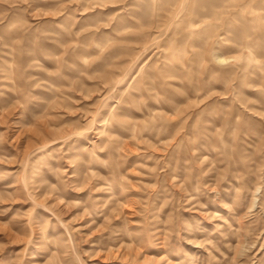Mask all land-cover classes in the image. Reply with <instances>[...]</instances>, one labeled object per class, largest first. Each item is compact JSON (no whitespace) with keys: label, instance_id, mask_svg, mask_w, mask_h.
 Here are the masks:
<instances>
[{"label":"rangeland","instance_id":"obj_1","mask_svg":"<svg viewBox=\"0 0 264 264\" xmlns=\"http://www.w3.org/2000/svg\"><path fill=\"white\" fill-rule=\"evenodd\" d=\"M263 193L264 0H0V264H264Z\"/></svg>","mask_w":264,"mask_h":264},{"label":"bare ground","instance_id":"obj_2","mask_svg":"<svg viewBox=\"0 0 264 264\" xmlns=\"http://www.w3.org/2000/svg\"><path fill=\"white\" fill-rule=\"evenodd\" d=\"M183 3V2H182ZM179 4V3H178ZM178 6V5H177ZM230 7H232V6H230ZM181 8V7H180ZM170 11V10H169ZM180 11V10H179ZM244 11V10H243ZM254 11V10H253ZM257 11V10H256ZM178 13L179 12H177V13H175V15H173V17L172 18H174L175 16H177L178 15ZM237 13V12H236ZM160 15H162V14H160ZM164 15H162V17H163ZM197 16V15H196ZM130 19V18H129ZM175 19V18H174ZM174 19H171V21L172 20H174ZM235 19V18H234ZM134 20V19H133ZM254 20V19H253ZM134 22H136V21H134ZM163 23H164V21H163ZM171 24H172V22H171ZM141 25V24H140ZM139 25V26H140ZM206 25H208L207 24V20H206V18H204V17H199V15H198V18H195V17H193V18H191V17H189L188 19H187V22H186V24L184 25L187 29H188V33H189V35L190 36H194V35H196V34H198V32H200L201 30H203V28L206 26ZM238 27V26H237ZM170 28V27H169ZM136 29V28H135ZM210 29V28H209ZM148 37V36H147ZM246 39V38H245ZM142 41V40H141ZM176 43V42H175ZM171 45V44H170ZM176 45H177V43H176ZM216 45V44H215ZM214 45V46H215ZM219 45V44H218ZM177 46H179V45H177ZM180 47V46H179ZM243 47L244 48H246V49H248V55H245V56H243V54L242 55H239V56H236L235 57V60H234V63H232V64H230L229 65V69H228V71H230V72H232V73H235L236 74V76H238V78H239V80L240 79H242L248 72H249V69L250 68H254V66H258V60H257V58L253 55V51H252V49L250 48V44H248V42L247 41H245L244 43H243ZM161 48V47H160ZM165 49V48H164ZM234 49V48H233ZM237 49V48H236ZM165 53H166V51H164ZM163 52V53H164ZM220 51H218V49H213V51L212 52H210L209 53V55H208V60H209V62L211 63L210 64V66L212 65L213 67H214V65H215V63L216 62H223V61H225V60H227V58H225V57H222L221 56V54L219 53ZM164 56V55H163ZM178 56V55H177ZM200 56H203V54H200ZM165 57V56H164ZM198 57V56H197ZM67 58H68V56H67ZM67 58H66V60H67ZM155 58V57H154ZM172 58V57H171ZM185 58V57H184ZM65 59V58H64ZM164 59H166V57L164 58ZM167 59H168V57H167ZM162 60V59H161ZM170 60H172V59H170ZM185 60V59H184ZM232 60V59H231ZM180 61H182V60H180ZM179 61V62H180ZM188 61L189 62H187L186 60L185 61H182V63H183V65H186V66H191V65H193V63L195 62V63H197V66L199 67V65H200V63H201V59H199V60H196V61H193V59H192V61L191 60H189L188 59ZM66 62H68V61H66ZM82 62H84V61H82ZM169 62V61H168ZM199 62V63H198ZM86 63V62H85ZM162 63V62H161ZM166 63V62H165ZM171 63H172V61H171ZM68 64H69V62H68ZM163 64H164V62H163ZM163 64H161V65H163ZM58 65V64H57ZM65 65V64H64ZM260 65V64H259ZM149 66V65H148ZM153 66V65H152ZM168 66V65H167ZM211 66V69L213 68ZM65 67H66V65H65ZM146 67V66H145ZM201 67V66H200ZM260 67V66H259ZM258 67V68H259ZM143 70V69H142ZM153 72V71H152ZM250 73H252V72H250ZM136 79V78H135ZM197 79V78H196ZM239 80H238V82H239ZM120 81V80H119ZM204 81L203 80H195V83L196 84H201V83H203ZM243 82V81H242ZM205 84V83H204ZM120 87V86H119ZM195 88H197V87H195ZM238 89V88H237ZM240 89V88H239ZM235 90H236V88H235ZM232 91V90H231ZM237 91V90H236ZM197 92V91H196ZM231 93V92H230ZM233 93V92H232ZM115 94V93H114ZM232 97V96H231ZM127 98V97H126ZM169 103V102H168ZM172 103V102H171ZM171 103H169V105H171ZM240 103V102H239ZM117 105V104H116ZM236 105V104H235ZM174 106V105H173ZM172 106V107H173ZM241 106H242V103H241ZM170 107V106H169ZM149 108V107H148ZM245 108H246V105H245ZM150 109V108H149ZM171 109V108H170ZM174 109V108H173ZM172 109V110H173ZM247 109V108H246ZM178 110V109H177ZM176 110V111H177ZM250 110V109H249ZM113 111H115V110H112L111 111V113H110V115L112 114L114 117H115V119H116V122L114 121V120H112L111 118H109V119H111L110 120V125H112V126H116V125H118V123H122L125 127H127V129L129 130L128 131V133H127V135L130 137V136H132L133 134H134V132H135V130H136V125L138 124H136V122H128V121H125L126 119V117L124 118V116L121 114V113H112ZM175 111V110H174ZM148 112H149V110H148ZM171 113V112H170ZM197 113H199V111L197 110V109H195L194 111H193V114H197ZM110 115H109V117H110ZM173 114H171V116H172ZM176 115H178V114H176ZM94 116V115H93ZM112 117V116H111ZM213 118V117H212ZM129 119V118H128ZM173 119V118H172ZM177 119V118H176ZM108 120V119H107ZM230 123H231V128H232V130H233V135H234V132H236V130L238 129V127H239V123H238V118L237 117H235V115H233L232 116V118H230V121H229ZM125 123V124H124ZM105 125V124H104ZM109 125V126H110ZM111 127V126H110ZM45 128V127H44ZM112 129V128H111ZM119 129V128H118ZM218 129V128H217ZM48 130V129H47ZM46 130V133L48 132ZM52 130V129H51ZM106 130V129H105ZM112 130H114V128L112 129ZM126 130V129H125ZM220 130V129H219ZM53 131V130H52ZM35 132H36V130H35ZM51 132V131H50ZM183 132V131H182ZM186 132V131H185ZM57 133V132H56ZM107 133V132H106ZM109 133V134H108ZM107 134V140H108V142L110 143V145H111V147L112 148H114L116 145H115V137H113V134L112 133H110V132H108ZM216 133V132H215ZM220 133V132H219ZM228 133V132H227ZM30 134H32V133H30ZM36 134V133H35ZM48 134V133H47ZM52 134H53V132H52ZM58 134V133H57ZM218 134V133H217ZM38 135V134H37ZM220 135V134H219ZM225 135V134H224ZM223 135V136H224ZM232 135V136H233ZM35 136V135H34ZM181 136V135H180ZM223 136H222V138H223ZM38 137H39V135H38ZM38 137H36V138H38ZM45 137V136H44ZM117 137V136H116ZM187 137H189V136H187ZM229 137V136H228ZM234 137V136H233ZM180 138V137H179ZM183 138V137H182ZM39 139H40V137H39ZM233 139V138H232ZM43 140V139H42ZM53 140V139H52ZM177 140V139H176ZM180 141H181V139H179ZM41 141V140H40ZM54 142V141H53ZM53 142H51L52 144H53ZM216 143H217V145H219L221 148L220 149H222V151H223V153H225V154H227V155H232V154H234V151H233V149H232V140H230L229 138H224L223 139V142H222V139L221 138H219V139H216ZM42 144V143H41ZM44 144H47V143H44ZM51 144V145H52ZM30 145V144H29ZM48 145V144H47ZM54 146V145H53ZM25 147H26V145H25ZM35 147V146H34ZM41 147V146H40ZM56 147V146H55ZM117 147V146H116ZM33 148V147H32ZM65 148V147H64ZM67 148V147H66ZM110 148V147H109ZM120 148V147H119ZM47 149V148H46ZM45 149V150H46ZM49 149V148H48ZM51 149V148H50ZM54 149V148H53ZM42 150V149H41ZM112 150V149H111ZM116 150V149H115ZM27 151H28V149H27ZM40 151V150H39ZM117 151V150H116ZM49 153V152H48ZM52 153V152H51ZM50 154V153H49ZM118 154V153H117ZM118 156V155H117ZM38 157V156H37ZM40 157H41V155H40ZM41 162V161H40ZM103 162V161H102ZM105 163V162H104ZM118 163V162H117ZM122 164V163H121ZM123 165V164H122ZM104 166V165H103ZM69 167V166H68ZM108 169V168H107ZM64 171V170H63ZM96 171V170H95ZM97 173V172H96ZM106 173H107V171H106ZM100 174V173H99ZM98 174V175H99ZM97 175V176H98ZM96 176V177H97ZM70 177V176H69ZM107 178V177H106ZM116 179H118V182L120 183V185H122V183H123V177H122V175L121 174H119V173H117V177H116ZM109 181V180H108ZM109 186V185H108ZM117 186H119V185H117ZM112 187V186H111ZM196 188V187H195ZM111 189V188H110ZM115 189V188H114ZM119 189H121V188H119ZM27 190V189H26ZM195 190V189H194ZM195 192V191H194ZM190 194V193H189ZM261 198L262 199H264V193L262 194V196H261ZM198 199V198H197ZM261 200V199H260ZM41 203V202H40ZM262 203V202H261ZM234 205V204H233ZM231 208V207H230ZM263 209V208H262ZM227 210V209H226ZM47 213V212H46ZM49 214H51L50 212H49ZM169 215V214H168ZM56 217V216H55ZM167 219H169V218H167ZM60 222V221H59ZM62 223V222H61ZM64 224V223H63ZM52 225V224H51ZM65 227V226H64ZM56 228V226L54 225L53 226V228H52V230H51V233H55L57 230L55 229ZM236 231V230H235ZM237 232V231H236ZM48 234V233H47ZM245 235V234H244ZM49 235H46V237H48ZM55 236V235H54ZM50 240V239H49ZM69 244V243H68ZM67 244V242H66V239L64 238V236L62 235V233H59L58 232V235L56 236V238H55V240H53L52 241V247L51 248H53V252H55L56 254H57V256L59 257L60 256V253L62 252V251H64L63 249L64 248H66V246L68 245ZM51 246V245H50ZM35 250V249H34ZM25 255V254H24ZM178 256V255H177ZM35 259V258H34ZM23 260V259H22ZM59 260L60 261H62V259L59 257ZM59 261V262H60ZM174 262V261H173ZM30 263V262H29ZM176 263H178V262H176ZM175 263V264H176ZM180 263V262H179ZM21 264V263H20ZM173 264V263H172Z\"/></svg>","mask_w":264,"mask_h":264}]
</instances>
